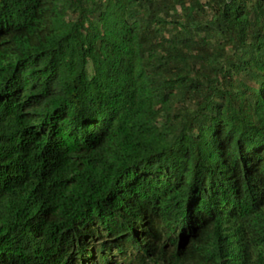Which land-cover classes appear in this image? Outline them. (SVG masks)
I'll return each mask as SVG.
<instances>
[{"label":"trees","instance_id":"16d2710c","mask_svg":"<svg viewBox=\"0 0 264 264\" xmlns=\"http://www.w3.org/2000/svg\"><path fill=\"white\" fill-rule=\"evenodd\" d=\"M0 264H264V0H0Z\"/></svg>","mask_w":264,"mask_h":264}]
</instances>
